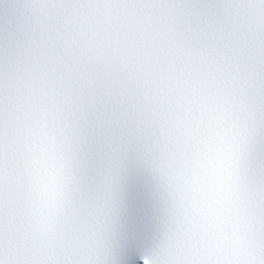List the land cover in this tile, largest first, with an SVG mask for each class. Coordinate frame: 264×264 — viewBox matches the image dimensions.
<instances>
[{
  "label": "snow or ice",
  "instance_id": "snow-or-ice-1",
  "mask_svg": "<svg viewBox=\"0 0 264 264\" xmlns=\"http://www.w3.org/2000/svg\"><path fill=\"white\" fill-rule=\"evenodd\" d=\"M0 264H264V0H0Z\"/></svg>",
  "mask_w": 264,
  "mask_h": 264
}]
</instances>
